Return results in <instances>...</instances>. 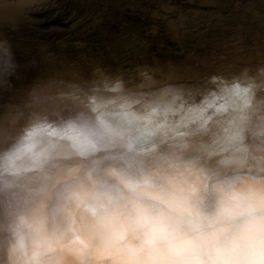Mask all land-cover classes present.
I'll return each mask as SVG.
<instances>
[{"label":"clouds","instance_id":"obj_1","mask_svg":"<svg viewBox=\"0 0 264 264\" xmlns=\"http://www.w3.org/2000/svg\"><path fill=\"white\" fill-rule=\"evenodd\" d=\"M261 114L264 66H97L8 105L0 264H264Z\"/></svg>","mask_w":264,"mask_h":264},{"label":"bare ground","instance_id":"obj_2","mask_svg":"<svg viewBox=\"0 0 264 264\" xmlns=\"http://www.w3.org/2000/svg\"><path fill=\"white\" fill-rule=\"evenodd\" d=\"M229 1H213L212 4L207 0L188 2L174 8L161 20L151 14L150 22L144 27L146 31L141 34L132 38L125 37L127 34L112 39L100 37L96 43L74 41L77 34H84L82 31L88 23L97 22L98 17L77 26V21L47 27L49 24H45L41 29L29 24L22 37L12 42L9 54L0 61V112H6L10 104L23 105L30 94L43 96L65 82L87 80L97 66L125 76L138 65L174 68L181 80L191 82L210 74L229 76L244 68L254 71L264 66V14L248 8L239 13L241 6H237L232 7L226 16H215ZM256 1L264 9V0ZM113 3H110L111 7ZM204 4L213 7L208 17L205 12L189 18H185L187 14L182 15L192 6L203 10ZM172 15L175 18H170ZM183 22L185 27L181 24ZM135 31L138 30L132 28L128 34ZM168 40L171 44L167 43ZM54 41L56 48L52 53H62L58 59H49L50 55L33 59V54L36 56L41 48L40 44ZM166 53L177 55L179 59H171ZM9 60L15 65L13 69L6 65ZM81 68L85 70L84 76ZM259 119L264 121V114ZM251 130L264 135V123H257Z\"/></svg>","mask_w":264,"mask_h":264},{"label":"water","instance_id":"obj_3","mask_svg":"<svg viewBox=\"0 0 264 264\" xmlns=\"http://www.w3.org/2000/svg\"><path fill=\"white\" fill-rule=\"evenodd\" d=\"M108 1L111 0H0V42H3V50H0V61H3L4 57L9 54L12 42L22 37L26 26L28 27L29 24L41 29L44 28L45 24H49L45 26L47 27L55 26L59 22L77 21L75 25L77 26V24L89 21L92 17H98L97 22L88 23L85 31H82L84 34L80 36L77 34V39L74 42L96 43L100 37L110 39L113 36H122L121 34H127L125 37L132 38L146 31L144 27L150 22L151 14L157 15L161 20V18H166L167 14L171 13L174 8L196 0H112L111 2H114L112 7L111 2ZM213 1L219 0H207V3L212 4ZM204 5L206 6L203 7V10L192 6L182 15L186 16L187 14L185 18H189L205 12L204 15L208 17L212 11L210 8L213 7L209 6L208 8L207 4ZM258 5L260 4L256 0H244L243 3L240 0H231L223 5L215 16H226L232 11V7L236 8L237 6H241L238 9L240 10L239 13L243 12L241 9L248 8L250 11H259V13L264 14V9ZM151 10L154 11L151 12ZM173 17L174 15L170 16V18ZM240 21L237 20L236 22ZM132 28H136L138 31L128 34ZM140 28L143 30H139ZM252 30L255 31L253 28ZM167 43L171 44L169 40ZM109 45L111 44L109 43ZM40 46L38 54L36 56L33 54V59H42L46 55H50L49 59H58L62 55L58 52L52 53V50L56 48L55 41L51 44L42 43ZM75 48L78 49V47ZM30 55L32 54L29 53ZM166 55L171 56V59L174 60L179 59L177 55L172 53H166ZM81 69L80 72L84 76L85 70Z\"/></svg>","mask_w":264,"mask_h":264}]
</instances>
